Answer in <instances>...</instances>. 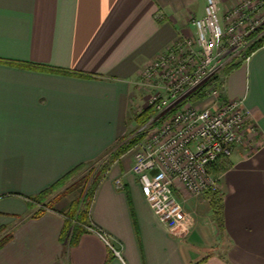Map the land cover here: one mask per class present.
Here are the masks:
<instances>
[{"label": "crops", "instance_id": "1", "mask_svg": "<svg viewBox=\"0 0 264 264\" xmlns=\"http://www.w3.org/2000/svg\"><path fill=\"white\" fill-rule=\"evenodd\" d=\"M205 5L0 0V233L10 235L0 264H264V45L221 76L222 97L243 99L258 131L212 171L221 222L210 192L184 193L190 226L171 229L147 200L133 153L116 155L142 68L194 30L190 16H203ZM110 159L75 243L63 237L66 212L30 215V199L77 167Z\"/></svg>", "mask_w": 264, "mask_h": 264}, {"label": "built area", "instance_id": "2", "mask_svg": "<svg viewBox=\"0 0 264 264\" xmlns=\"http://www.w3.org/2000/svg\"><path fill=\"white\" fill-rule=\"evenodd\" d=\"M191 23L192 37L178 36L141 70L139 85L156 89L147 105L155 111L132 133L130 138L138 140L128 150L151 207L176 231L190 226L180 195L219 192L212 164L258 133L244 100L222 97L221 76L229 64L248 60V50L264 37V0H237L225 7L206 0L204 15ZM206 83L196 99L206 103L200 107L189 97Z\"/></svg>", "mask_w": 264, "mask_h": 264}, {"label": "rangeland", "instance_id": "3", "mask_svg": "<svg viewBox=\"0 0 264 264\" xmlns=\"http://www.w3.org/2000/svg\"><path fill=\"white\" fill-rule=\"evenodd\" d=\"M193 17L195 18L197 17V15L190 16V24H192L191 21ZM194 34H195V28L194 30L190 31L189 34H181V35L184 37L185 36L192 37ZM250 50L251 49H249L248 52ZM140 81L141 78L139 75L136 79V82H134V88L138 93L139 97L137 95L133 97L134 102L132 103V107L130 110L131 120L128 126V131H127L128 134L124 138L123 143L129 141L131 139L130 137L132 136V133L138 130L139 128H141L149 120L148 119L147 121L142 122L144 116L141 118H139V116L141 113L145 112L147 109L150 108L147 106L150 101V95L155 94L156 89L155 88L145 89L139 85ZM194 103L199 105L200 107H206V103H203L200 100H196ZM142 109L143 112L137 114V112ZM254 137L255 136H253V138ZM250 143L251 142H248L246 143V145L249 146ZM220 162L221 161H219L218 164ZM107 163L108 162L106 160L100 163L87 165V167L84 168V170L72 176V178L69 179L65 184H63L58 189H56L46 197L42 198L41 200L34 198L30 199L29 200L30 215L32 216V215L41 214L45 211L52 210L55 208L57 209L59 208L64 213L66 212V216H67L66 224L67 222H69L70 226H67L68 224L66 225L68 230L67 233H63V234L64 237L66 238V241H70V238L72 237V231H70L71 228H73L75 223L80 224L79 223L80 221L78 220L80 213L86 212L89 209V207H87L89 199L87 200L85 199V197L87 196V194H89L90 191L89 185L92 181L94 170L95 171L100 170L102 166H107L106 165ZM87 177L89 178L88 181L85 180V178ZM83 219L86 221V219L88 220V217L86 218V216H84ZM9 236H10L9 234L0 233V244L1 242H3V240L9 238Z\"/></svg>", "mask_w": 264, "mask_h": 264}, {"label": "trees", "instance_id": "4", "mask_svg": "<svg viewBox=\"0 0 264 264\" xmlns=\"http://www.w3.org/2000/svg\"><path fill=\"white\" fill-rule=\"evenodd\" d=\"M264 45V37L261 38L259 41L255 42L252 47L251 50L248 52V54H251L252 52H254L255 50H257L258 48L262 47ZM241 64V61L239 62H233L231 64L228 65V67H226V72H230L231 70H233L234 68H236L237 66H239ZM209 83H206L201 89H199L197 92H195L194 94H192L189 98L191 100H196L198 99L203 92L205 91L206 87H208ZM155 109L153 107H150L149 109H147L145 112L141 113L139 118L144 116V119L142 120V122L147 121L152 114L154 113ZM138 138L134 137L132 139H130L129 141L123 143L119 149L116 151V155H120V154H124L126 152H128V150L130 148L133 147V145L136 144ZM112 159H110V161L106 164L108 166V164L111 162ZM222 160V159H221ZM219 160V161H221ZM218 161V162H219ZM214 163L212 164V168L211 170L217 174L220 173L226 165V160H224L223 162L221 161L219 164ZM107 166H102L100 168V170H94L93 173V178L92 181L89 185L90 187V191L89 194H87V196L85 197V199H89L88 205L87 207L90 206L91 200L93 198V195L95 193L96 187L103 175V168L107 167ZM87 166H80L77 167L76 169H74L72 172L66 174L64 177H62L58 182H56L54 185H52L49 189H47L46 191L42 192L40 195H38L37 197H35L34 199H39L41 200L42 198L46 197L47 195H49L50 193H52L53 191H55L56 189H58L60 186H62L63 184H65L69 179L72 178V176H74L75 174L79 173L80 171L84 170V168H86ZM92 171V170H91ZM91 175V172H90ZM85 180H89V178H85ZM210 202L212 204V207L214 208L215 214L218 217L219 221L221 222V218H222V214H223V203H222V199L220 197L219 192H214V191H210ZM88 210L86 212L80 213V216L78 217V220L80 221V224L75 223V225L73 226V228H71L72 231V237L70 238L71 240V244L75 243L78 238L80 237V235L85 231V225L87 224L88 220L86 219V221L83 219L84 216H86V218L89 216V213H87ZM74 218V217H73ZM67 228V227H66ZM64 232H67L64 230ZM64 237V234H63Z\"/></svg>", "mask_w": 264, "mask_h": 264}]
</instances>
